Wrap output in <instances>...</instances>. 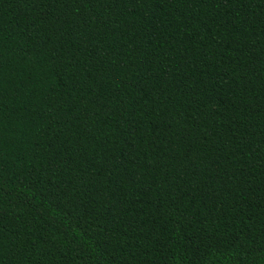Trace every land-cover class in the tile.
I'll list each match as a JSON object with an SVG mask.
<instances>
[{
    "label": "trees",
    "instance_id": "obj_1",
    "mask_svg": "<svg viewBox=\"0 0 264 264\" xmlns=\"http://www.w3.org/2000/svg\"><path fill=\"white\" fill-rule=\"evenodd\" d=\"M0 264H264V0H0Z\"/></svg>",
    "mask_w": 264,
    "mask_h": 264
}]
</instances>
